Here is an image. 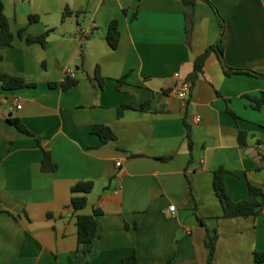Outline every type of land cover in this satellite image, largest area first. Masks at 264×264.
<instances>
[{"label":"crops","instance_id":"crops-1","mask_svg":"<svg viewBox=\"0 0 264 264\" xmlns=\"http://www.w3.org/2000/svg\"><path fill=\"white\" fill-rule=\"evenodd\" d=\"M210 1L225 19L226 64L264 74V0ZM3 2L15 38L0 46V74L35 85L6 89L0 80V264H85L75 257L77 216L95 210L89 264H131L124 259L133 256L136 264H209L214 228L213 264H264L255 262L264 253V79L225 75L211 52L188 98L177 95L220 37L215 10L203 0ZM115 20L114 49L107 35ZM50 30L45 46L27 42ZM68 70L79 84L63 90ZM148 101L151 109H137ZM124 104L135 109L119 116ZM97 125L116 139L103 144ZM44 151L55 171L43 170ZM221 168L234 201L249 198V183L262 189L258 216L222 218L214 190ZM82 181L94 187L75 212L71 188Z\"/></svg>","mask_w":264,"mask_h":264},{"label":"trees","instance_id":"trees-1","mask_svg":"<svg viewBox=\"0 0 264 264\" xmlns=\"http://www.w3.org/2000/svg\"><path fill=\"white\" fill-rule=\"evenodd\" d=\"M197 0H182L185 5H194ZM208 3L216 12L220 27L221 33L217 43L208 48L204 54H202L194 64V71L189 76L190 81H195L200 74L203 73L204 65L206 59L208 58L211 52H215L220 60V63L223 67V71L225 75L230 76L234 74H246L254 77H258L264 79V74L248 70V69H238L229 67L224 58V30H225V19L220 15L215 5L210 0H203ZM65 15V14H64ZM32 21L38 20L37 16L31 17ZM23 31L19 33L20 37L22 36ZM50 31L45 32L40 36H28L27 42L29 44L32 43H40L42 46H45L50 34ZM14 34L10 29V25L8 19L4 12V2L0 0V46H11L14 41ZM107 40L112 48H117L120 40V32L118 30V21H113L110 25V29L107 35ZM96 80L102 86L104 83V78L100 75L99 71H96L95 74ZM0 80L3 82V85L6 89H17L30 85L24 79L11 76L5 73L0 74ZM79 84V80L75 78L67 77L60 83V87L63 90H69L73 87H76ZM57 86L56 84H53ZM254 99V98H253ZM255 100V99H254ZM258 107L264 104V98L259 99ZM152 102L148 101L145 104L141 105L138 110H149L151 109ZM127 109H135L131 104H124L119 108V116L124 114V111ZM228 112L235 116V114L228 109ZM12 123L16 126V128L28 135H33L28 128L19 120L13 119ZM186 137L188 139V144L190 149L193 147V142L191 138V130L190 127L187 126ZM94 133H96L102 139V143H108L110 141H114L116 139V135L111 130L110 127L105 125H97L94 129ZM239 143L242 147L247 145L248 134L244 131H240L239 133ZM42 168L44 171H55L57 169V165L53 162L51 153L49 151H44V157L42 160ZM227 171L223 168L219 169L215 172L214 178V190L216 196L223 207V216L222 218H233V217H249V216H258L261 212V204L259 201V196L262 195L263 191L261 188H258L249 183V198L247 200L242 201H234L225 185V175ZM94 184L91 181L86 182H78L71 188V208L74 209L75 212H80L85 209L88 205V194L93 190ZM100 215L99 210H95L92 215L78 214L77 216V228H78V250L75 252V257H82L84 259L85 264H89L90 259L95 255V245L98 238V219L97 217ZM219 219V218H217ZM218 242V231L217 228L213 230H207V236L205 240V245L209 251V264H213L216 254ZM136 257H131L124 259V263L136 264ZM255 262L256 263H264V253L256 251L255 252Z\"/></svg>","mask_w":264,"mask_h":264},{"label":"built area","instance_id":"built-area-1","mask_svg":"<svg viewBox=\"0 0 264 264\" xmlns=\"http://www.w3.org/2000/svg\"><path fill=\"white\" fill-rule=\"evenodd\" d=\"M84 35H85V36H89L90 34L84 32ZM74 76H75V72H74V70H68V71L66 72V77H65V78H67V77L74 78ZM191 85H192L191 81H190V80H186V81L182 84V86L180 87V89L177 91V95H178V97L181 98L182 100L187 99L188 96H189V94H190ZM19 108H20V106H19ZM196 121L199 122V121H200V118H196ZM121 164H122L121 162H117L116 165H117L118 167H120ZM170 210H171V211H174V210H175V206H171V207H170Z\"/></svg>","mask_w":264,"mask_h":264}]
</instances>
